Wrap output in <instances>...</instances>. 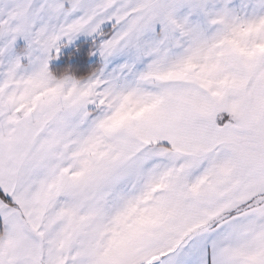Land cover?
Returning <instances> with one entry per match:
<instances>
[{"label":"snow or ice","instance_id":"1","mask_svg":"<svg viewBox=\"0 0 264 264\" xmlns=\"http://www.w3.org/2000/svg\"><path fill=\"white\" fill-rule=\"evenodd\" d=\"M0 264H264V0H0Z\"/></svg>","mask_w":264,"mask_h":264}]
</instances>
